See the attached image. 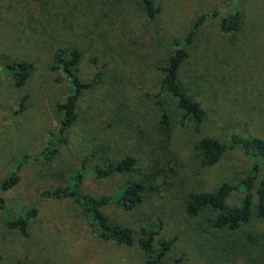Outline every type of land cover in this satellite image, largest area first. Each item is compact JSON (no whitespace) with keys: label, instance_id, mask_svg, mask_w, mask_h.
Returning a JSON list of instances; mask_svg holds the SVG:
<instances>
[{"label":"rangeland","instance_id":"rangeland-1","mask_svg":"<svg viewBox=\"0 0 264 264\" xmlns=\"http://www.w3.org/2000/svg\"><path fill=\"white\" fill-rule=\"evenodd\" d=\"M0 16L8 19L11 38L0 33V183L24 155L39 153L54 137L59 114L56 102L64 100L70 82L60 69L53 68L52 47L71 44L84 49L81 75L90 77L98 68L101 51L113 43L105 32L94 37L93 24L116 20L111 15L112 0H13ZM161 6L157 21L167 38L177 41L185 37L192 22L201 14L216 9L218 14L207 19L194 40L186 46L187 58L180 69V80L188 94L207 111L202 124L203 135L225 140L237 131L264 137V0H236L242 15V26L236 32L219 29L220 18L227 13L231 0H155ZM20 5V18L9 10ZM82 6L87 8L78 10ZM109 17H105L103 10ZM117 11V10H115ZM140 21L141 18H136ZM74 22V28L68 24ZM137 24V23H136ZM4 24H0V28ZM143 28V24H142ZM92 33V34H90ZM96 56L100 61L92 63ZM27 57L34 63L28 82L22 87L12 86L7 58ZM134 68L132 82L152 91L154 71L146 60ZM112 76V74H111ZM131 83V82H130ZM107 85L85 91L79 102L81 120L71 128L67 142L59 146L50 162L29 160L20 172V181L10 189L0 188V195L12 215H18L34 205L38 213L29 225V234L7 227L0 213V264H147V256L137 245L117 244L98 237L90 225V217L82 204L74 198L41 197L42 191L54 190L70 184L85 153H90L92 139H108L115 158L125 153L137 158L130 174H113L98 178L87 163L81 184L83 193L112 201L128 179L141 180L157 190L142 204L140 210L127 211L114 202L102 208L109 219L136 227L151 220L161 221V236H175L171 251L165 256L172 264L184 256L190 264H264V219L252 217L250 222L234 232L212 229L203 231L194 217L184 211L189 191H209L223 181L242 178L248 163L239 149L224 152L218 162L204 167L194 154L199 135L175 124L170 142L157 147L152 154L140 149L126 137L125 124L110 120L105 105ZM121 87V86H120ZM125 89V88H124ZM140 89V88H139ZM139 89L127 86L129 95L126 117L140 109ZM108 95V94H107ZM24 107L19 110L22 98ZM178 115L175 116V120ZM112 118V117H111ZM89 148V150H88ZM158 164L156 166H151ZM241 197L234 191L227 203L234 205ZM143 220V221H142ZM245 232L257 234L259 242L251 244ZM236 244L230 252L227 244Z\"/></svg>","mask_w":264,"mask_h":264},{"label":"trees","instance_id":"trees-1","mask_svg":"<svg viewBox=\"0 0 264 264\" xmlns=\"http://www.w3.org/2000/svg\"><path fill=\"white\" fill-rule=\"evenodd\" d=\"M13 0H0V15L8 9ZM95 1V0H92ZM60 5H67V0H56ZM112 16L116 20L108 22L109 29L102 30V21H94L93 35L90 43H93L97 34L105 32L107 39L113 35V43H109L101 51L103 60L90 77L81 75V64L84 49L80 45L66 47L57 45L52 47L53 68L60 69L70 82V91L66 93L64 100L56 102V110L59 114L58 126L54 137L36 155H24L10 170L9 176L0 183V188L6 190L15 186L20 181V172L24 165L31 160L50 162L59 151V146L66 143L71 128L82 117L79 109L80 99L85 91L95 90L97 87L107 85L105 97L108 102L105 105L111 114L109 119L116 120L117 124L124 123L126 137L135 141L140 149H146L152 154L157 147L166 146L171 139L175 124L185 129H190L199 135L194 144V154L198 162L208 167L219 161L225 151L239 149L247 160L248 166L245 174L237 181L225 180L216 188L209 191L192 190L186 194L184 211L196 219V223L203 231L212 229L225 231H238L250 222L252 217L264 219V137L246 135L237 131L227 134L225 140L213 136L203 135L202 124L207 111L199 101L193 99L180 80V69L187 58L186 46L190 44L203 23L218 14L216 9L201 13L191 24L185 37L176 40L170 35L164 34L163 28L157 21L161 6L155 0H112ZM18 4L12 12L14 17H19L21 11ZM87 8L82 6L78 10ZM117 10V11H115ZM103 10L105 17H109ZM141 18L140 21L136 18ZM242 15L236 3L231 0L229 10L219 20V29L224 33L238 31L242 26ZM0 28L3 36L11 38L10 27L12 22L0 16ZM137 23V24H136ZM143 24V28H142ZM74 28V22L68 24ZM92 34V33H90ZM141 58L153 69V90H144L143 84L138 85L131 81L134 68L142 63ZM5 67L9 70L12 86H24L34 69V63L27 57L7 58ZM92 63L100 61L99 57L90 58ZM143 64V63H142ZM112 74V76H111ZM131 82V83H130ZM121 86V87H120ZM127 86L141 92L137 99L139 108L135 115L126 117L129 113L127 102L129 95L125 92ZM125 88V89H124ZM24 96L20 102L21 110L24 107ZM177 116L175 120V116ZM91 142L90 153L83 155L80 167L75 170L74 178L70 184L54 190L42 191L41 197L59 198L69 196L82 204L90 217V225L94 233L105 240H113L117 244H137L146 254L147 264H166L165 256L171 251L176 240L175 236H161V221H144L136 227L114 222L109 219L102 208L110 203H115L123 210L138 211L150 192L157 190L153 185L141 180L128 179L120 190L114 195L113 201L107 196L94 197L83 193L81 184L85 175L87 163H93L91 172L95 177L103 178L113 174H127L133 172L137 158L125 153L115 158L112 152L111 142L106 139L94 138ZM157 145V147H156ZM89 150V148H88ZM153 164L151 166H156ZM239 190L241 197L234 205L227 203V198ZM0 213L4 216L7 227L19 230L24 236L29 234V225L36 217L38 210L32 205L18 215H12L5 199L0 195ZM143 221V220H142ZM245 238L251 244L259 242L257 234L245 232ZM236 244H227L223 250L230 252ZM222 260L217 264H222ZM17 264H27L17 261ZM172 264H190L184 256H178ZM211 264V263H208Z\"/></svg>","mask_w":264,"mask_h":264}]
</instances>
